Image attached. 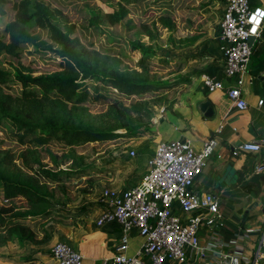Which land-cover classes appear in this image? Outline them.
Here are the masks:
<instances>
[{
    "label": "rangeland",
    "instance_id": "obj_1",
    "mask_svg": "<svg viewBox=\"0 0 264 264\" xmlns=\"http://www.w3.org/2000/svg\"><path fill=\"white\" fill-rule=\"evenodd\" d=\"M14 1V0H13ZM30 13L42 14L62 33L75 40L80 57L100 77H119L132 82L168 83L178 86L145 95L126 97L110 87L86 81L91 94L104 95L98 102L92 98L74 106L62 100L14 106L13 115L24 123L43 126H62L90 132L112 133L111 140L90 142L66 147L52 140L47 146L20 144L10 120L0 125V178L19 183L42 197V203L19 198L11 201L0 197L3 214L17 212L50 214L31 218L18 231L0 233V251H50L56 243L53 228L65 222L77 226L81 215L98 208V200L109 179L117 169L126 167L132 159L147 151L157 136L159 124L167 113L175 111V102L190 88L192 77L187 74L191 61H203L209 56V44L216 42L218 26L225 0H25ZM109 16L121 17L115 25ZM14 12H0V40L4 28L13 20ZM36 17L23 29L30 40L18 46V57L0 53V71L6 73V84L0 85L4 95H19L16 71L32 76L58 75L80 81L81 77L65 68H55L45 61L52 57L49 49H59L50 33L40 29ZM148 27L152 35H146ZM195 31L203 35L195 38ZM150 47L155 57L168 62L141 64L140 53L134 46ZM217 56V54H215ZM184 61L181 70L172 66ZM161 62V61H160ZM189 78V81H185ZM17 108V110H16ZM134 133V137H128ZM90 167L92 174L55 184L43 178V171H65ZM148 168V164H147ZM147 172V171H146ZM109 181V182H106ZM83 205V206H82ZM58 242V241H57ZM15 244V246L13 245ZM18 246L19 248H17ZM16 247V248H15Z\"/></svg>",
    "mask_w": 264,
    "mask_h": 264
},
{
    "label": "crops",
    "instance_id": "obj_2",
    "mask_svg": "<svg viewBox=\"0 0 264 264\" xmlns=\"http://www.w3.org/2000/svg\"><path fill=\"white\" fill-rule=\"evenodd\" d=\"M208 46L207 59L190 62L187 71L192 77L190 88H186L183 97L175 102V111L165 115L158 126L157 136L150 141L149 149L131 157V163L118 168V175L109 180L111 188L116 190L137 185L161 143L185 141L199 150L206 141L215 140L214 153L195 180L193 191L215 196L222 219L214 224L201 223L198 252H192L184 260L172 264H222L221 259L225 255L233 257L238 264H250L255 248V230L264 217V172H254L257 165L264 164V60L249 67L243 76L241 91L248 108L239 111L233 107L224 91L207 93L202 87L203 73L223 79L222 53L217 36L216 42ZM263 51L264 35L261 33L254 53ZM260 100L262 104L258 105ZM203 102L209 103L208 113L203 114L199 110ZM247 142L258 143L260 152H241L235 157L231 155L233 149ZM100 198L98 208L93 207V210L77 218V226L65 222L48 227L53 228L56 242H65L82 255V264H100L114 253L124 252L120 228L96 224L104 210ZM174 212L185 221L186 217L178 207L174 208ZM142 241L136 233H129L125 254L134 256L141 248ZM0 264L58 263L51 257L50 251L27 248L26 251H0ZM259 264H264V258Z\"/></svg>",
    "mask_w": 264,
    "mask_h": 264
},
{
    "label": "built area",
    "instance_id": "obj_3",
    "mask_svg": "<svg viewBox=\"0 0 264 264\" xmlns=\"http://www.w3.org/2000/svg\"><path fill=\"white\" fill-rule=\"evenodd\" d=\"M263 27L264 0H225L217 35L223 79L203 73L201 84L207 93L224 91L239 111L248 108L241 91L243 76L249 70L253 47ZM261 104L262 100L258 102ZM216 145L215 140H208L201 149L195 150L185 141L161 143L137 185L126 190H103L100 199L104 210L96 224L118 226L124 252H116L100 264H172L198 252L200 224H214L222 219L215 196L193 191L195 180ZM241 152L258 153L260 145L255 142L240 144L231 155L235 157ZM129 155L134 157L135 153ZM254 172L263 173L264 164L257 165ZM175 207L185 215V221L174 212ZM132 232L143 241L139 251L128 257L125 250ZM254 235L255 248L250 264H259L264 258V217ZM50 255L58 264H82V255L65 242H56ZM221 260L222 264H238L229 255Z\"/></svg>",
    "mask_w": 264,
    "mask_h": 264
},
{
    "label": "trees",
    "instance_id": "obj_4",
    "mask_svg": "<svg viewBox=\"0 0 264 264\" xmlns=\"http://www.w3.org/2000/svg\"><path fill=\"white\" fill-rule=\"evenodd\" d=\"M10 9L14 12L13 20L4 28L3 36L8 40H0V53L5 52L13 57H18V46L30 40L29 35L23 29V25L28 24L34 17L37 26L50 33L53 41L59 46V49H49L52 57H48L45 61L54 66L55 68H65L76 73L81 77L80 81H76L70 77L51 75V76H32L23 74L16 71L15 81L21 87L19 95H4L1 93L0 88V125L5 120H10L16 129V135L20 144H30L34 147L47 146L52 140H59L64 143L66 147L78 146L90 142H99L111 140L118 137L117 134L112 133H99L90 132L88 130L69 129L62 126H37L24 123L19 117L13 115L14 106L21 107L22 105L35 103L40 98L45 101L62 100L71 105H83L90 98L94 102L100 101L104 95L99 93L98 88L95 89L96 93L93 95L86 87V81L99 84L101 86L110 87L117 91L119 94L126 97L145 95L147 93H154L161 90L172 89L178 85L168 83H152V82H132L127 79H122L116 76L113 77H100L95 74L91 67L80 57L75 49V40L70 38L67 34L58 30L39 10V13H30L28 3L25 0H0V12L4 9ZM121 17L109 16L110 24L115 25L120 21ZM146 35L150 37L148 27ZM264 35V28L262 30ZM195 38L203 35L202 31H195ZM140 55L139 63L151 64L161 63L167 65L168 62L160 60L155 57V52L150 47L141 46L140 44L134 45ZM253 53L251 56L250 67L257 65L264 60V51ZM161 61V62H160ZM184 61H176L172 66L181 70ZM189 81V78H185ZM6 73L0 71V85L4 86L6 83ZM16 108V110H17ZM128 137H134V133H129ZM43 178L50 180L55 184H62L72 179L83 178L92 174L90 167H82L74 170L65 171H43ZM0 197L5 200L11 201L14 199L24 198L32 203H42V197L38 196L34 191L25 185L13 183L0 178ZM50 213L48 211L42 213L34 212H17L12 214H3L0 210V233H9L18 231L19 227L26 226L24 223L31 218H44Z\"/></svg>",
    "mask_w": 264,
    "mask_h": 264
},
{
    "label": "water",
    "instance_id": "obj_5",
    "mask_svg": "<svg viewBox=\"0 0 264 264\" xmlns=\"http://www.w3.org/2000/svg\"><path fill=\"white\" fill-rule=\"evenodd\" d=\"M208 107H209V103L208 102H203V103H201L200 105H199V110H200V112L201 113H208L207 112V109H208Z\"/></svg>",
    "mask_w": 264,
    "mask_h": 264
}]
</instances>
